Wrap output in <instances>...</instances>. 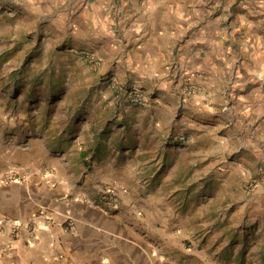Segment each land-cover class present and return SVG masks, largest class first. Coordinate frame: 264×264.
Instances as JSON below:
<instances>
[{"label": "crops", "instance_id": "obj_1", "mask_svg": "<svg viewBox=\"0 0 264 264\" xmlns=\"http://www.w3.org/2000/svg\"><path fill=\"white\" fill-rule=\"evenodd\" d=\"M214 8L22 0L19 15L49 17L99 64L85 60L95 92L74 99L69 123L23 121L21 161L0 166V264H264V183L246 188L264 169V41ZM107 77L149 102L122 101ZM10 171L27 176L4 182Z\"/></svg>", "mask_w": 264, "mask_h": 264}, {"label": "rangeland", "instance_id": "obj_2", "mask_svg": "<svg viewBox=\"0 0 264 264\" xmlns=\"http://www.w3.org/2000/svg\"><path fill=\"white\" fill-rule=\"evenodd\" d=\"M214 1V13L222 22L236 25V31L252 43L255 34L264 41V0ZM20 3L22 0H0V166L9 156L15 164L21 161L18 142L23 121L29 122V128L36 124L66 126L74 99L93 95L96 84L84 58L93 53L71 51L66 37L51 29L54 25L46 21L49 17L36 26L28 22L16 12ZM35 27L38 33L33 31ZM118 44L125 51L122 39ZM74 109L82 112L81 106L74 105ZM55 113L59 114L57 123Z\"/></svg>", "mask_w": 264, "mask_h": 264}, {"label": "built area", "instance_id": "obj_3", "mask_svg": "<svg viewBox=\"0 0 264 264\" xmlns=\"http://www.w3.org/2000/svg\"><path fill=\"white\" fill-rule=\"evenodd\" d=\"M84 58L90 63V65L94 67L98 66L99 64V60L93 54L87 53L85 54ZM105 81L109 89L114 93V95L128 104L144 106L149 102V95L136 86H129L125 83L120 82L114 77H107L105 78ZM182 93L185 96H189L193 93V88L190 87L189 85H185L183 86ZM179 139L183 140L184 137L181 136ZM26 176L27 174L25 173L19 174L15 171H10L4 177L3 180L4 182H9L13 179L24 180ZM258 183H264V169L259 171L257 178H252L248 181L246 185L247 190L248 191L253 190ZM20 227H22L30 236L34 232V228L30 224H24V225L12 224L11 225L12 234H14ZM72 227H73V223L70 221L66 225V230L72 229Z\"/></svg>", "mask_w": 264, "mask_h": 264}]
</instances>
